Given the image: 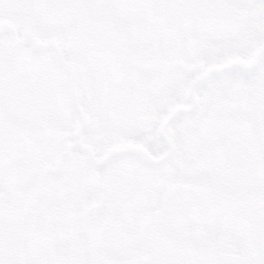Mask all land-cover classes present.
<instances>
[{"label":"snow or ice","instance_id":"1","mask_svg":"<svg viewBox=\"0 0 264 264\" xmlns=\"http://www.w3.org/2000/svg\"><path fill=\"white\" fill-rule=\"evenodd\" d=\"M0 264H264V0H0Z\"/></svg>","mask_w":264,"mask_h":264}]
</instances>
